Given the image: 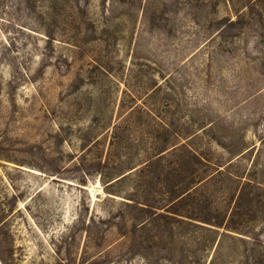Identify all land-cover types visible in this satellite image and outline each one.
I'll list each match as a JSON object with an SVG mask.
<instances>
[{
    "label": "rangeland",
    "instance_id": "rangeland-1",
    "mask_svg": "<svg viewBox=\"0 0 264 264\" xmlns=\"http://www.w3.org/2000/svg\"><path fill=\"white\" fill-rule=\"evenodd\" d=\"M0 264H264V0H0Z\"/></svg>",
    "mask_w": 264,
    "mask_h": 264
},
{
    "label": "trees",
    "instance_id": "trees-1",
    "mask_svg": "<svg viewBox=\"0 0 264 264\" xmlns=\"http://www.w3.org/2000/svg\"><path fill=\"white\" fill-rule=\"evenodd\" d=\"M190 190H186L184 192H182L180 195H178L175 200L173 201L175 204L172 207L173 210H176L179 206V204H183L188 198H190L192 196V192H189ZM242 199V195L240 194L239 198L236 201L235 207L231 213V215L234 216L235 210L238 209V207L240 206V200ZM193 214H181L180 212H174L172 213V217H176V216H183L185 218H189L191 220H195V221H199V222H203V223H207V224H211L214 226H221L222 222L224 221V218L220 219V221H214L210 218H206V217H202V216H192Z\"/></svg>",
    "mask_w": 264,
    "mask_h": 264
}]
</instances>
